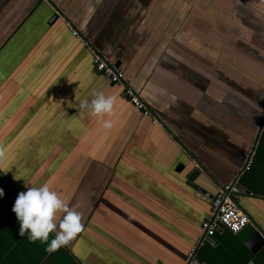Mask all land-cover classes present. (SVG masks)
I'll use <instances>...</instances> for the list:
<instances>
[{"label":"crops","instance_id":"1","mask_svg":"<svg viewBox=\"0 0 264 264\" xmlns=\"http://www.w3.org/2000/svg\"><path fill=\"white\" fill-rule=\"evenodd\" d=\"M85 41L162 126L95 72ZM99 91L115 97L110 129L80 108ZM0 145V264H264L242 232L201 242L199 193L238 179L264 233V0H0ZM49 180L84 224L54 253L12 211Z\"/></svg>","mask_w":264,"mask_h":264},{"label":"clouds","instance_id":"2","mask_svg":"<svg viewBox=\"0 0 264 264\" xmlns=\"http://www.w3.org/2000/svg\"><path fill=\"white\" fill-rule=\"evenodd\" d=\"M114 105L115 97L105 95L103 91L94 93L91 100L80 102L81 110H87L90 116L100 119L105 129L112 127V122L104 117L113 115ZM5 157L6 149L0 145V168L4 166ZM13 179L19 180L16 175ZM51 185V180L39 186H29L26 183L27 191L18 194L12 208L19 222V234H27L33 243L40 241L47 244L48 253L69 246L84 230L79 205L70 206ZM3 196L4 191L0 189V197ZM52 234L54 238L49 243Z\"/></svg>","mask_w":264,"mask_h":264},{"label":"built area","instance_id":"3","mask_svg":"<svg viewBox=\"0 0 264 264\" xmlns=\"http://www.w3.org/2000/svg\"><path fill=\"white\" fill-rule=\"evenodd\" d=\"M71 31L77 38L81 37L77 30L71 28ZM85 44L92 54L95 69L109 78L113 84L122 87L131 104L138 112L145 117L151 118L153 124L161 125L160 119L143 100L140 90L129 82L125 72L120 68H116L103 54L95 50L90 43L85 41ZM247 157L244 170H249L252 166V154ZM238 193H240L238 179L219 187L217 194L211 198V217L203 221L201 225L206 237L212 238L220 228L238 235L251 224L250 217L238 208L232 198V195Z\"/></svg>","mask_w":264,"mask_h":264},{"label":"water","instance_id":"4","mask_svg":"<svg viewBox=\"0 0 264 264\" xmlns=\"http://www.w3.org/2000/svg\"><path fill=\"white\" fill-rule=\"evenodd\" d=\"M57 16V15H56ZM55 15H54V17H53V20L51 21V23H53L56 19H57V17H56ZM65 21L67 22V23H69L70 25H71V23H70V21H69V19L67 18V17H65ZM73 26V27H72ZM71 27L73 28V29H75V30H77L76 29V27L72 24L71 25ZM79 33V32H78ZM79 35L81 36V38L82 39H84V40H86V38H85V35H83V33H79ZM102 54V53H101ZM92 62H93V58H92ZM110 62V61H109ZM111 63V62H110ZM116 68H120V62L118 61L117 63H112ZM121 69V68H120ZM95 72L96 73H98V74H100L101 75V73H99L96 69H95ZM107 79H109V78H107ZM109 81H110V79H109ZM123 98H125L126 99V101H128L129 103H130V105L132 106V108H133V110L134 111H136V112H138L135 108H134V106L131 104V102H130V100H129V98L127 97V95L124 93L123 94ZM138 113H140V112H138ZM142 116H143V114L142 113H140ZM152 121V120H151ZM153 123V122H152ZM242 192H244L245 193V190L244 189H242ZM199 193L200 194H202V195H205L204 197H203V199L207 202V203H209V205H211V198H213V195L212 194H208L204 189H201L200 191H199ZM232 198H233V200L235 201V203L237 204V206H238V208H240L239 206V203L235 200V198H234V195H232ZM242 234L243 235H246L245 237H246V242H247V244L249 245V247H250V249L252 250V251H257L258 249H261L263 246H264V233H262V232H260L259 230H258V226L255 224V222L253 221V220H251V224L242 232ZM208 237H206L205 236V234L203 233V237H202V239H201V242H202V240H206ZM208 239H213V238H208ZM195 257V252L193 253V254H191V257H190V261H189V264H204L203 263V261H201L200 259H195L194 258Z\"/></svg>","mask_w":264,"mask_h":264},{"label":"trees","instance_id":"5","mask_svg":"<svg viewBox=\"0 0 264 264\" xmlns=\"http://www.w3.org/2000/svg\"><path fill=\"white\" fill-rule=\"evenodd\" d=\"M112 83V82H111ZM113 84V83H112ZM115 85V84H114Z\"/></svg>","mask_w":264,"mask_h":264}]
</instances>
